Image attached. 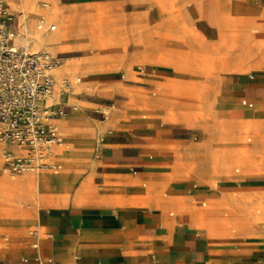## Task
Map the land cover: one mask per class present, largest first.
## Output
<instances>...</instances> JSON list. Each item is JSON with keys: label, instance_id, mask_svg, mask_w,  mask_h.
Returning a JSON list of instances; mask_svg holds the SVG:
<instances>
[{"label": "rangeland", "instance_id": "obj_1", "mask_svg": "<svg viewBox=\"0 0 264 264\" xmlns=\"http://www.w3.org/2000/svg\"><path fill=\"white\" fill-rule=\"evenodd\" d=\"M5 1L10 14H15L18 10L24 14L19 20L15 44L25 45L31 51H44L52 55L58 53L62 59H69L56 74L55 69L59 65L52 70L56 82L55 92L58 96L68 91L61 100L67 105L79 102L84 111L74 105L64 118L69 127H61L65 138L56 151L66 147L63 149L66 156L59 160L60 163H67L68 158L92 155L93 142L84 138L73 139L70 136L97 129L95 123L102 128L101 122H104L106 128L110 127L109 131H114L119 127V124L113 126L116 121L126 123V119H143L149 123L157 122L153 130L157 138L154 139V149L150 156L163 165L161 169L169 175V178H163L160 186H166L171 177L181 178L187 180L190 189L195 184L196 189L192 192L200 194L191 203L180 208L188 226L210 237L223 239L226 235H232L247 242L262 241L260 245L264 247V110L254 109L264 107V102L240 99L237 103V99H233L229 103L220 94L213 92L211 86L195 90L190 85L189 77L195 73L210 77L214 74L215 67L220 72L244 69L249 72H264L263 69L257 70L264 67V50L256 52V43L250 42L252 37L249 33L231 34L223 27L224 23H216L221 34L227 37L231 35L229 39L238 48L237 51L226 52L220 59H214L180 52L172 47L178 39L190 45L189 38L176 26L172 29L165 25L167 23H133L134 27H129L130 23H110L114 18L109 13L108 6L89 2L71 6L72 10L65 11L69 7H63L59 0V4H53L64 18L58 24L53 21L50 12L53 0ZM39 21L44 22L43 28L39 30L40 35L58 34L63 38V31L67 26L62 25L71 24L79 36L62 42L57 51L39 50L34 45L33 37L25 41L20 38L21 31L29 28L30 24L37 26ZM20 24L22 25L19 27ZM51 24L56 25L55 30L48 28ZM82 44L86 45V49L80 48ZM132 51V61L135 63L132 66H122L118 72H113V64L120 57L126 62ZM145 63H150L155 72L148 69ZM143 67L144 73L141 72ZM74 68L79 70L74 71ZM166 69L173 70L176 78L154 84L155 89L140 85L150 83L151 79L163 80L164 76L160 74L165 73ZM64 82L68 84L67 87ZM243 100L247 104L251 103L252 107L243 105L237 108L236 106L242 105ZM178 111L179 120L182 122L162 124L168 119V114L174 118ZM98 138L101 139V136ZM165 139L177 145L167 147L163 142ZM56 156L59 157L57 154ZM1 158L4 160L3 156ZM79 165L85 166L84 163ZM5 167L6 170L4 174L0 172V177L7 179H19L28 172H32L31 176H35L32 174L37 172H41L40 175L53 176L67 174L62 170V165L57 174L51 171L14 173L7 165ZM76 171L81 179L90 181L93 186L94 178L91 173L88 174L84 167ZM124 178L112 176L111 181L121 182ZM72 181L74 180L71 176L68 182ZM62 188L50 193L49 197L54 200H67L62 195ZM163 193L162 190L156 192L152 184L138 183L132 197L153 199L161 207L165 200ZM77 195H81L84 203L94 202L84 199L78 192L75 197ZM130 204L137 205L135 201ZM34 206H30L29 201L21 205L15 188L0 185V244H10L14 237L27 238V230L31 227L35 228L30 230L42 231L37 227V213L58 209L56 206ZM91 209L93 208L86 210ZM42 216L44 217V213ZM214 217L222 220H215Z\"/></svg>", "mask_w": 264, "mask_h": 264}, {"label": "crops", "instance_id": "obj_2", "mask_svg": "<svg viewBox=\"0 0 264 264\" xmlns=\"http://www.w3.org/2000/svg\"><path fill=\"white\" fill-rule=\"evenodd\" d=\"M89 2L108 6L109 13L114 18L110 23H119V25L130 23L129 27H134L133 23L157 25L167 23L165 25L172 29L176 26L190 40V45L180 39L174 42L172 47L180 52L220 59L226 52L237 51L238 47L229 39L231 35L227 37L221 34L216 23H224L223 27L225 26L231 34L249 33L255 39L256 52L264 50V0H171V2L60 0L63 7H69L65 11L72 10L71 6ZM57 10L59 17L54 22L59 24L64 18L60 10L58 8ZM19 20L20 17H17L16 33ZM65 25L69 26L67 37L75 38L78 35L75 27L71 24H64L62 27ZM80 48L86 49V45L82 44ZM134 51L128 55L126 62L120 57L113 64L112 71L118 72L122 66H132L135 63L132 61ZM144 65L155 72L150 63ZM262 69L264 70V67L257 70ZM75 70L79 69L74 68ZM144 70L145 67L141 72L144 73ZM164 72L159 73L164 76L163 80L151 79L150 83L140 85L147 89H155L154 84L176 78L173 70L166 69ZM189 77L190 85L195 90L211 86L213 92L220 94L229 103L233 99H237V103L240 99L255 103L264 102V72H249L245 69L220 72L215 67V72L210 77L202 73H195ZM64 94L59 95L60 100ZM62 103L66 114L74 105L83 110L79 102H71L69 105L63 101ZM254 109L264 110V107ZM178 113L179 111L174 118L168 114V119L162 124L182 122ZM62 118L58 119L57 123L64 140L65 134L61 131L60 123ZM126 120H128L126 123L116 121L113 126L119 124V127L114 131H109L110 127L106 128L104 122H101L102 128L95 123L97 129L93 128L84 134H71L70 137L73 139L84 138L93 142L91 156L68 158L67 163H60L59 160L66 156L63 150L66 147L56 151L59 157L53 158L57 163L59 162V168L62 165V170L67 174L59 176L46 174L45 182L52 184V190L32 191V194H27V198L30 197V206L35 207V204L38 207L56 206L55 208L58 209L37 213V227L42 231L30 230L35 228L31 227L30 231L27 230V238L14 237L13 243H1L0 264H42L47 258L59 264H258L264 262V247L260 245L262 241L247 242L232 235H226L223 239L210 237L188 226L180 208L184 204L191 203L192 199L200 194L193 193L192 191H195L193 186L190 189L187 180L181 178L171 177L166 186H160L163 178H169V175L161 169L163 165L155 162L150 156L154 149V139L157 138L153 134L157 122L149 123L143 119ZM174 128L177 129L176 126ZM180 129H182L181 124ZM99 136L101 139L98 138ZM163 142L167 147L177 145L171 140L165 139ZM8 148L16 152L10 145ZM79 163H84L85 166H80ZM77 165L84 167L88 174H92L93 186L90 181L81 179L79 172L76 171L81 168ZM71 176L74 181L68 182ZM112 176L125 178L121 182H113ZM4 178L0 177V185L15 188L17 193H22V180L4 183ZM55 179L58 181L55 182ZM138 183L152 184L156 192L164 191L165 200L162 206L158 207L153 199L132 197L134 195L132 192L137 190ZM61 188L62 195L67 200H54L49 197L50 193ZM76 192L82 194L84 199L94 202L84 203L81 195L75 197ZM131 201H135L137 205H131ZM87 208L93 209L86 210ZM21 210L25 211L24 208ZM214 219L222 220L215 217ZM34 243L36 246H33Z\"/></svg>", "mask_w": 264, "mask_h": 264}, {"label": "built area", "instance_id": "obj_3", "mask_svg": "<svg viewBox=\"0 0 264 264\" xmlns=\"http://www.w3.org/2000/svg\"><path fill=\"white\" fill-rule=\"evenodd\" d=\"M8 9L6 1L0 0L1 156L14 173L56 172L59 164L53 158V148L63 139L57 120L66 112L59 95L55 94L52 70L60 65L62 57L16 46L15 23L17 17H23V12L10 14ZM43 24L39 21L37 28L42 29ZM48 28L54 30L55 25ZM8 145L25 149L17 153ZM42 264L59 263L47 258Z\"/></svg>", "mask_w": 264, "mask_h": 264}, {"label": "bare ground", "instance_id": "obj_4", "mask_svg": "<svg viewBox=\"0 0 264 264\" xmlns=\"http://www.w3.org/2000/svg\"><path fill=\"white\" fill-rule=\"evenodd\" d=\"M58 1L59 0H53L52 1V7L50 8V12H51V14L53 16V21L54 20H58V17H59V11L57 10V8H55L53 6V4L54 5L57 4ZM7 2H8V0H7ZM23 17H24V14H23ZM21 25L22 24H20L19 27ZM66 26L67 27L63 31V38H62V37H59L58 34L57 35H54V36H45V35L43 36V35H40L39 34V30L40 29H38L36 25L30 24L29 28H26L25 29L26 31L23 30V31L20 32V34H21L20 38H21V40L25 41V39H28L29 37H33L32 39H34L33 42H34V45H35V47L37 49H39V50H51V51H55L56 50L57 51V50L60 49L59 46L61 45L62 42H68V41H70V40L73 39V38L67 37L69 26L68 25H66ZM244 37L247 38L246 36H244ZM249 40H250L251 43H254L255 42V40L253 38L252 39H249ZM13 42H14V39H13ZM14 44H15V42H14ZM15 45L16 46H19V47H24L26 50L31 51L25 45H18V44H15ZM263 52H262V54H263ZM260 57L263 58V56H261V55H260ZM66 61H67V58L60 60L59 67L57 66L58 67L57 69H55L56 67L54 68L55 69V74H56L57 70H59L61 67H63V65H64V63ZM77 81H78V78H77ZM79 81H80V79H79ZM65 84L66 83L64 82V86H65ZM55 86H56V82H55ZM55 94H56V92H55ZM242 105H247L248 107H252V104L251 103L247 104L246 100H243L242 101ZM66 117H67V114L63 117V119H61L62 120L61 121V127L63 129H66V128L69 127L65 123L66 120L64 118H66ZM111 123H112V120H111ZM62 143L59 146L57 145V146H55L53 148V155L55 157H56V148L61 147L62 146ZM10 147H12L17 153H22L23 150L25 149V147L17 148V147H15L13 145H10ZM0 155H1V151H0ZM5 166H6L5 162H4V160L0 156V172L2 174H4V172L6 170V167ZM59 170H57L56 172H52V173L53 174H57L59 172ZM30 173H32V172H28L25 175H23L21 178H19V180H22L23 181L22 182L23 187H21L22 193H20V194L17 193L19 195V197H20V204L21 205H25V202H28L29 201V198L30 197L27 198L28 197L27 194H30V193L32 194L33 193L32 191H38V192H40L41 190L47 191V190L52 189V184H48L47 182H45V179H44V176L45 175L43 173H42L43 175H40L39 174L41 172L33 173L32 175H35V176H31ZM17 180L18 179H7V178H4V183H12V182L17 181ZM56 180L58 181V179H55V182H56ZM193 188L195 189L196 188V185H193Z\"/></svg>", "mask_w": 264, "mask_h": 264}]
</instances>
